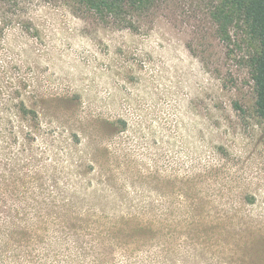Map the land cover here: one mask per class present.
Here are the masks:
<instances>
[{
  "label": "rangeland",
  "instance_id": "1",
  "mask_svg": "<svg viewBox=\"0 0 264 264\" xmlns=\"http://www.w3.org/2000/svg\"><path fill=\"white\" fill-rule=\"evenodd\" d=\"M148 1L121 20L83 0H0V108L19 93L40 116L14 121L0 218L7 204L18 223L46 222L30 244L66 264H145L127 245L116 257L86 243L68 253L86 212L150 221L167 256L155 264H256L264 121L248 37L238 28L230 43L218 37L215 0ZM4 241L0 264H38Z\"/></svg>",
  "mask_w": 264,
  "mask_h": 264
},
{
  "label": "trees",
  "instance_id": "2",
  "mask_svg": "<svg viewBox=\"0 0 264 264\" xmlns=\"http://www.w3.org/2000/svg\"><path fill=\"white\" fill-rule=\"evenodd\" d=\"M83 1L88 8L98 15L121 20H126L130 13L143 9L149 2L148 0ZM212 4L210 18L216 26L218 37L222 41L230 43L233 35L232 31L235 28L241 29L248 37L250 50L246 65L249 68L256 94L255 112L264 121V0H215ZM15 98L19 101H16L14 106L0 108V157L4 155L8 158L10 138L17 139L18 137V131L15 130L14 124L16 118L29 120L31 125L32 122L38 124L40 120L38 109L29 105L19 93ZM5 201L6 199L3 200V202ZM12 218V206L6 204L3 218H0V221H3V223L0 222V235L2 234L5 240V243L3 242L1 246L9 248L12 247L11 243L16 241L26 249L25 252L35 258L38 264H66L61 260L53 259L47 254L36 251L33 245L30 244L31 240L33 241V239L42 236L41 231L46 229V222L36 219L18 223ZM142 222H126L114 218L98 217L95 213L86 212L82 216L79 215L76 221L73 222L74 226L77 227L76 239L70 240L65 249L68 253L76 254L79 249L83 248L85 251L88 248L100 256L107 254L116 257L118 248L127 245L128 249L132 248L133 252L140 253V263L155 264L159 255L167 259V256L159 254L161 252L156 251L153 247L155 230L152 223L147 220ZM3 224H7L4 230L1 229ZM50 242H45V245L59 244L57 238L50 240ZM82 243H86V249ZM250 245L255 244L251 243ZM262 246L264 251V243ZM257 252L258 249L255 253L257 255L261 253V251L260 253ZM244 254L243 251L240 254V258L243 260L244 258L241 256ZM94 258L96 261L92 262L90 261L92 258H90L89 263L86 264H99L100 261L104 260L102 257L100 259ZM256 259H258L256 264H264L263 258L257 257Z\"/></svg>",
  "mask_w": 264,
  "mask_h": 264
}]
</instances>
